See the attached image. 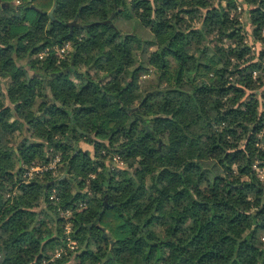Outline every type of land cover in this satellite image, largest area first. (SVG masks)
<instances>
[{
	"label": "trees",
	"instance_id": "1",
	"mask_svg": "<svg viewBox=\"0 0 264 264\" xmlns=\"http://www.w3.org/2000/svg\"><path fill=\"white\" fill-rule=\"evenodd\" d=\"M15 1L0 0V264H264V0ZM133 18L151 40L122 35ZM55 155L57 175L24 179Z\"/></svg>",
	"mask_w": 264,
	"mask_h": 264
},
{
	"label": "rangeland",
	"instance_id": "2",
	"mask_svg": "<svg viewBox=\"0 0 264 264\" xmlns=\"http://www.w3.org/2000/svg\"><path fill=\"white\" fill-rule=\"evenodd\" d=\"M238 10V12H240V9L238 8L237 9ZM245 18H246V16H245V14L244 15H242V18H241V21L244 23L245 22ZM74 26V25H73ZM73 26L71 27V29L73 28ZM116 27L120 30V31H122V35H130V34H135L138 38H139V40H138V43L139 44H141V43H143L144 41H146V40H151L152 39V35H151V33L147 30V29H145V28H143L139 23H138V21L136 20V19H131V20H128V21H124V20H119V21H117L116 22ZM247 25H246V29H247ZM73 32H75V36L78 38V37H80V34H81V32H80V30L78 29V30H74ZM67 43H70V46H69V49L71 50L72 49V46H73V42H67ZM60 47H55L54 49H55V52H56V55H57V59L59 60V61H65L66 60V58H68V56H69V52L70 51H68V53L67 54H65L64 55V58L63 59H61L59 56H60V54L58 55L57 54V49H59ZM259 51H261V47L259 46V45H257L256 46V52L258 53ZM256 76V74L254 73V77ZM262 76H264V74H262ZM31 140L32 141H38V139L36 138V137H34V138H31ZM80 144H81V142H80ZM79 147H80V145H79ZM81 148V147H80ZM82 149V148H81ZM84 150V149H83ZM58 158L59 159V162L57 163V165H56V169H55V171H52V170H49V171H44V172H42V173H40L39 175H34V177H36V176H41V175H43L44 173H47V172H51L53 175H57L58 173H59V168L61 167V165H62V162H61V159H60V156L59 155H55L53 158H51V160H53V159H55V158ZM50 160V161H51ZM49 161V162H50ZM114 161V163L115 162H117L118 161V159H115V160H113ZM114 165H116V163L114 164ZM92 177V176H91ZM50 199H52V197L50 198ZM84 205H82L81 207H83ZM73 215H74V212H69V211H66L64 214H62V216L64 217V219H65V223H64V226H63V233H64V235H65V237L66 238H70V232H71V227H70V232H69V234L68 233H66V230H65V228H66V226H67V228H68V225H67V223H68V221L73 217ZM72 242H74V241H72ZM74 246V249H75V247H76V243L74 242V244H73ZM74 249H70V251H73ZM58 251L60 252V254H61V256L63 255V254H65L66 253V250H60V249H58ZM62 251V252H61ZM54 257H55V253L53 254V256H52V258L54 259Z\"/></svg>",
	"mask_w": 264,
	"mask_h": 264
},
{
	"label": "built area",
	"instance_id": "3",
	"mask_svg": "<svg viewBox=\"0 0 264 264\" xmlns=\"http://www.w3.org/2000/svg\"><path fill=\"white\" fill-rule=\"evenodd\" d=\"M15 4L16 5H19V2H17V0L15 1ZM240 9V8H239ZM69 46H70V43H65L64 45H62L59 49H57V54L59 55L60 54V58L63 59L64 58V55L68 53L69 51ZM45 53L42 52L38 55V58L40 59L41 56L44 57ZM59 162V159L56 157L55 159L51 160L50 162H48L47 164H44V165H30L29 167H25L26 169V172L24 173V179L26 181H29L31 180L34 175H39L40 173L44 172V171H49V170H52V171H55L56 169V165L57 163ZM36 168H39L40 171L39 172H34L33 169H36ZM254 168L257 170V168L254 166ZM259 175H260V178L262 180H264V173L260 170H257ZM68 225V228L66 226L65 230H66V233L69 234L70 232V227H71V224L70 222L68 221L67 223ZM74 242H72L69 238H67V247L69 249H74ZM62 250V249H60ZM59 252L58 250L55 251V255L56 253ZM62 252V251H61ZM60 253V252H59Z\"/></svg>",
	"mask_w": 264,
	"mask_h": 264
},
{
	"label": "clouds",
	"instance_id": "4",
	"mask_svg": "<svg viewBox=\"0 0 264 264\" xmlns=\"http://www.w3.org/2000/svg\"><path fill=\"white\" fill-rule=\"evenodd\" d=\"M17 2H19V0H17ZM69 51H71V50L69 49ZM40 59L43 60L44 57L41 56ZM80 71H81L82 73L87 72V71H88V68H87L86 66H85V67H81ZM106 75H107L106 73H103V72H102V73L100 74V79H103ZM143 79H144V80H150V79H152V77H150V76H144ZM149 119H151V117H149ZM11 122H12V121H10V123H11ZM41 142H42V141H41ZM102 142H103L105 145L108 144V140H107V139L104 140V141H102ZM120 142L122 143L123 141L121 140ZM80 147H81L82 149H84L85 151H87L90 155H92V154L94 153V148H93V146H92L91 144H86V143L81 142ZM93 158H94V157H93ZM137 159H139V158H137ZM118 167L126 168V165L121 164V165H118ZM33 171H34V172H39L40 169H39V168H36V169H33ZM91 179H95V177H91ZM86 191H87V188H85V192H86ZM36 210H38V209H36ZM60 256H61V254H60L59 252H57L56 255H55V257H54V259H60Z\"/></svg>",
	"mask_w": 264,
	"mask_h": 264
},
{
	"label": "water",
	"instance_id": "5",
	"mask_svg": "<svg viewBox=\"0 0 264 264\" xmlns=\"http://www.w3.org/2000/svg\"><path fill=\"white\" fill-rule=\"evenodd\" d=\"M30 1H31V0H30ZM53 10H54V9L51 10V12L49 13V15H51V13L53 12ZM112 17H113V15L110 17V19H112ZM76 20H77V18L75 19L74 22L68 24L67 26H68L69 28H71L73 25L76 24ZM123 36H125V35H123ZM131 111H133V110H131Z\"/></svg>",
	"mask_w": 264,
	"mask_h": 264
}]
</instances>
